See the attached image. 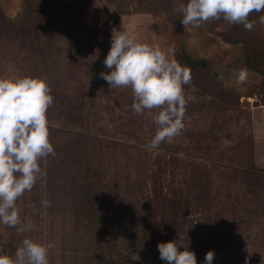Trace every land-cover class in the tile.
<instances>
[{"label": "rangeland", "instance_id": "374dc122", "mask_svg": "<svg viewBox=\"0 0 264 264\" xmlns=\"http://www.w3.org/2000/svg\"><path fill=\"white\" fill-rule=\"evenodd\" d=\"M176 6L0 0V78L46 77L54 96L48 116L58 125L50 130L54 155L41 164L45 175L17 201L21 225L0 223V255L30 238L54 245L49 264H99L109 253L107 234L118 263L167 264L158 244L180 236L197 264L210 250L212 264H264V75L244 58L246 40L264 71V13L250 15L257 21L251 31L222 18L186 30ZM113 29L174 48L169 58L182 66L184 50L211 63L187 66L185 93L194 99L185 128L159 149L146 147L159 109L136 114L131 88H110L100 77L111 71L104 60ZM241 69L247 82L237 84Z\"/></svg>", "mask_w": 264, "mask_h": 264}, {"label": "clouds", "instance_id": "9594fccd", "mask_svg": "<svg viewBox=\"0 0 264 264\" xmlns=\"http://www.w3.org/2000/svg\"><path fill=\"white\" fill-rule=\"evenodd\" d=\"M182 13L186 30L221 18L229 24H242L251 31L257 21H250L252 13H264V0H187L173 9ZM264 24V15L259 16ZM174 48L138 43L126 31L112 30L111 48L104 60L110 73L100 77L110 88L130 87L134 96L132 109L143 115L147 110L159 109L152 117L156 132L146 145L148 150L159 149L164 142L171 143L185 128V86L192 81L191 69L169 58ZM248 73L241 69L237 84L247 82ZM227 86V85H226ZM54 103L52 89L46 77L8 76L0 78V223L10 227L21 225V209L17 201L30 192L37 180L45 175L41 164L54 155L50 130L57 127L48 116ZM183 157V153H179ZM44 208L50 201L41 202ZM19 231H25L20 227ZM180 236L167 243H159L160 259L167 264H197L194 251ZM53 244L25 238L14 254L0 255V264H49L48 255ZM183 247L184 250L179 249ZM214 252L208 251L204 264H212ZM245 264H247V259Z\"/></svg>", "mask_w": 264, "mask_h": 264}, {"label": "trees", "instance_id": "16d2710c", "mask_svg": "<svg viewBox=\"0 0 264 264\" xmlns=\"http://www.w3.org/2000/svg\"><path fill=\"white\" fill-rule=\"evenodd\" d=\"M56 2H59V0H54ZM242 41V40H241ZM243 42V41H242ZM244 48L246 50V55L244 54V58H245V62L248 64V66L255 70L256 72H259L261 73L262 75H264V71L262 70V65H260V63H258L257 58H253L249 53V49H250V45L248 43V41H244ZM180 59L190 68H198V69H209L211 68V63L209 60L207 59H196L194 57L191 56V54H189L186 50L182 51L180 53ZM217 78L218 79H221L222 76L217 73ZM90 190L91 188L88 186L87 187V196H88V203L91 204V206H94L93 203H91L90 201H92V199H90ZM105 217V216H104ZM103 217V218H104ZM101 223L104 227L103 230H107V227L103 224V221L101 220ZM107 233L109 231H106ZM105 235V241L104 243L105 244V248H106V251H108L109 253H107V258L100 261L99 264H121V263H118V261L116 260L117 257L114 256V248L111 246L112 244V237H109L107 234H104ZM106 256V255H104Z\"/></svg>", "mask_w": 264, "mask_h": 264}]
</instances>
